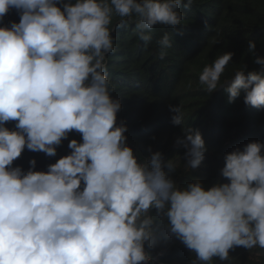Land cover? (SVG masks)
I'll return each instance as SVG.
<instances>
[{
	"label": "clouds",
	"instance_id": "obj_1",
	"mask_svg": "<svg viewBox=\"0 0 264 264\" xmlns=\"http://www.w3.org/2000/svg\"><path fill=\"white\" fill-rule=\"evenodd\" d=\"M194 0H0V21L10 9L19 23L0 27V264H153L164 240H179L195 254L191 264L229 261L237 247L264 249V142L254 141L224 156L220 175L228 182L208 190L199 180L181 187L151 146L134 154L127 125H117L121 101L107 71L116 51L113 33L134 24L148 44L157 25L176 29ZM114 18H118L112 27ZM160 58L173 47L172 34L157 41ZM257 43L247 51L259 68L243 65L221 84L234 53L205 65L204 91L220 87L235 102L264 109V57ZM174 125L181 106L169 105ZM16 121L14 130L5 126ZM73 131L69 155L47 171L27 172L13 162L27 148L57 155ZM177 140L185 168H197L207 148L199 129L184 128ZM154 139V137H153ZM169 170V171H166Z\"/></svg>",
	"mask_w": 264,
	"mask_h": 264
},
{
	"label": "trees",
	"instance_id": "obj_2",
	"mask_svg": "<svg viewBox=\"0 0 264 264\" xmlns=\"http://www.w3.org/2000/svg\"><path fill=\"white\" fill-rule=\"evenodd\" d=\"M182 25L176 29L155 26L148 44L134 34V24L127 30L117 28L113 33L116 51L107 57V71L116 86L114 98L121 101L117 125H127V145L141 159L150 154L147 149L163 154L165 161L173 160L169 174L181 187L199 180L205 190L217 183L228 182L220 175L224 156L249 142H264V109L245 105L243 95L229 103L224 87L209 94L200 85L198 77L205 65L225 52L234 56L221 77L224 85L241 66L247 70L259 68L255 57L247 51L249 40L256 41V55L264 57V0H194L191 9L184 10ZM118 18H114L115 27ZM172 34L173 47L161 59L157 41L164 32ZM169 105L181 106L182 125H174ZM16 121L5 124L14 130ZM199 129L207 152L195 169L185 168V149L177 143L184 138V128ZM154 137V139H153ZM76 139L82 143L80 133L73 131L57 146V155L48 157L43 152L25 148L13 162L27 172L29 161L36 160L34 171H47L63 156L69 155L68 143ZM264 151V150H262ZM166 171H169L166 169ZM153 255H164L153 264H191L195 254L179 240H164L157 236ZM213 264H264V249L237 247L230 251L229 261L214 258Z\"/></svg>",
	"mask_w": 264,
	"mask_h": 264
},
{
	"label": "water",
	"instance_id": "obj_3",
	"mask_svg": "<svg viewBox=\"0 0 264 264\" xmlns=\"http://www.w3.org/2000/svg\"><path fill=\"white\" fill-rule=\"evenodd\" d=\"M20 15L18 14L17 10L10 9L8 14L0 21V27H10L12 22L19 23Z\"/></svg>",
	"mask_w": 264,
	"mask_h": 264
},
{
	"label": "rangeland",
	"instance_id": "obj_4",
	"mask_svg": "<svg viewBox=\"0 0 264 264\" xmlns=\"http://www.w3.org/2000/svg\"><path fill=\"white\" fill-rule=\"evenodd\" d=\"M143 159V158H142Z\"/></svg>",
	"mask_w": 264,
	"mask_h": 264
}]
</instances>
